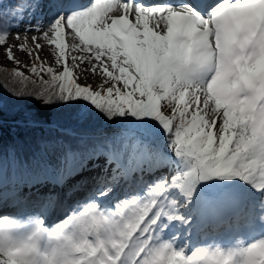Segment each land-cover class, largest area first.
<instances>
[{
	"label": "snow or ice",
	"instance_id": "snow-or-ice-1",
	"mask_svg": "<svg viewBox=\"0 0 264 264\" xmlns=\"http://www.w3.org/2000/svg\"><path fill=\"white\" fill-rule=\"evenodd\" d=\"M0 75V264H264V0H0Z\"/></svg>",
	"mask_w": 264,
	"mask_h": 264
},
{
	"label": "rangeland",
	"instance_id": "rangeland-1",
	"mask_svg": "<svg viewBox=\"0 0 264 264\" xmlns=\"http://www.w3.org/2000/svg\"><path fill=\"white\" fill-rule=\"evenodd\" d=\"M21 33L23 34V27L21 28ZM31 35H32V33H29V36H31ZM9 42H10V43L12 42L11 36L9 37ZM45 51H46V52H45ZM45 51H44V52L47 54V49H45ZM17 57H18L19 59H21V60H24V59H25V57H24L21 53H17ZM43 58H44V57H43ZM45 59H49V60H50V58L47 57V56H46ZM2 66H3V67H6V68H11V67H13V65L8 64V63H6V62L2 63ZM21 70H23V69H21ZM90 83H92L94 86H95V84H96L94 80H91ZM215 233H218L222 239L225 238V232H224V228H223L222 225H221L220 227H218V228L215 229ZM210 234H211V233H210Z\"/></svg>",
	"mask_w": 264,
	"mask_h": 264
},
{
	"label": "trees",
	"instance_id": "trees-1",
	"mask_svg": "<svg viewBox=\"0 0 264 264\" xmlns=\"http://www.w3.org/2000/svg\"><path fill=\"white\" fill-rule=\"evenodd\" d=\"M6 2H7V0H6ZM0 78H3V76L0 75ZM55 119H57L60 123L66 124V125H71V123H72L71 115L69 113H66V112L55 114Z\"/></svg>",
	"mask_w": 264,
	"mask_h": 264
},
{
	"label": "bare ground",
	"instance_id": "bare-ground-1",
	"mask_svg": "<svg viewBox=\"0 0 264 264\" xmlns=\"http://www.w3.org/2000/svg\"><path fill=\"white\" fill-rule=\"evenodd\" d=\"M46 52V51H45ZM42 53V57H44V58H46V56L48 57V53L46 54V53ZM98 77L97 78H94V79H92V80H94L95 81V83H97V81H98ZM89 82H91V80L89 81ZM223 226V225H222Z\"/></svg>",
	"mask_w": 264,
	"mask_h": 264
}]
</instances>
